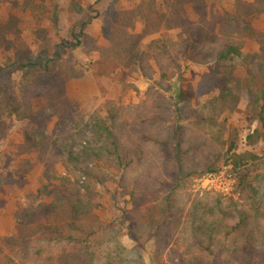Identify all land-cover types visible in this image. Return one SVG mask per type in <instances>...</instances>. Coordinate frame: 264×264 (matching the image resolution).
<instances>
[{
    "label": "trees",
    "instance_id": "1",
    "mask_svg": "<svg viewBox=\"0 0 264 264\" xmlns=\"http://www.w3.org/2000/svg\"><path fill=\"white\" fill-rule=\"evenodd\" d=\"M146 4L156 16L142 10L152 32H158L162 23L180 31L177 41L156 38L134 50L133 71L149 86L136 106L110 103L103 108L104 117L94 112L86 119L83 109L66 97V79L48 81L52 75L48 66L38 77L27 72L38 63L26 64L27 71L17 82L0 65V140L16 122L31 124L25 141L29 151L38 152L43 181L39 195L49 199L48 205L19 213L18 234L0 240V260L6 264H144L150 241L155 242V259L169 250L177 260L173 264H264V155L239 153L241 130L231 135L220 122L239 103L240 87L236 93L233 86L237 65L256 66L247 80L249 110L250 120L261 128L247 139L264 142V46L261 57H248L241 42L254 35L253 19L264 15V0L252 4L235 0L237 11H223L222 25H212L210 36H202L201 23H187L172 14L166 19L154 2ZM168 4L167 10L174 11ZM69 11L84 10L72 0ZM113 14L116 23L125 19L123 13ZM82 37L83 30L72 48L82 45ZM109 37L114 41L111 33ZM0 40L7 43L3 34ZM114 46L127 52L121 42ZM181 59L209 68L199 93L207 96L205 106L188 126L179 116L184 98L179 78L171 80L168 74L179 68ZM42 99L46 105L35 107ZM51 123L54 139L47 134ZM78 146L83 147L75 151ZM199 153L209 160L201 171L188 167L189 157ZM222 165L231 166L236 176L232 197L207 194L193 202L188 199L189 203L177 199L193 177L216 174ZM258 169L262 173L256 175ZM80 171L87 183L81 184ZM28 173L25 170L23 176ZM92 180L103 187L113 182L118 194L128 195L132 209L123 208L121 221L102 222L93 214ZM10 181L0 178V193ZM124 229L134 242L131 249L123 244Z\"/></svg>",
    "mask_w": 264,
    "mask_h": 264
},
{
    "label": "rangeland",
    "instance_id": "2",
    "mask_svg": "<svg viewBox=\"0 0 264 264\" xmlns=\"http://www.w3.org/2000/svg\"><path fill=\"white\" fill-rule=\"evenodd\" d=\"M72 0H2L0 6V37L3 34L7 43L0 40V65L6 69L8 78L17 82L25 75V65L38 63L37 68H31L34 76H41V70L46 66L50 68L51 77L49 80L61 82L66 79L64 90L66 97L74 105L83 109L86 119L94 112L105 116V108L111 104L124 107L136 106L144 99V94L149 88L138 73L133 71L134 50L141 45L147 46L153 39H171L177 41L180 29L170 25H158V32H152L153 25H148L142 17L144 9L153 19L156 17L147 11L146 3L154 2L160 14L174 17L189 22L201 23L205 32L202 36L212 35V25H222L223 11L234 13L237 11L235 0H179L178 3H169V0H75L83 8L82 13L70 12L69 7ZM247 3H254L256 0H242ZM164 4V5H161ZM169 8L174 11L167 10ZM123 13L125 19L116 23L113 21L114 14ZM114 17V18H113ZM151 19V18H150ZM175 24V23H173ZM172 24V25H173ZM254 35L243 38L242 52L245 56L261 57V48L264 46V15L253 19ZM173 28V29H170ZM83 30L84 37L81 38L82 45L72 48L77 44L76 39ZM112 30V32H109ZM218 31V29H216ZM111 33L114 41L109 37ZM215 33V32H214ZM219 35V32H217ZM187 36V35H186ZM123 43L127 52L114 46L115 43ZM191 52V50H190ZM257 63L261 61L258 59ZM151 64H153L151 62ZM155 66V65H154ZM179 68L169 71L171 80L179 78V86L184 92L179 107L182 109L179 116L181 124L188 126L195 122L194 113L200 112L205 106L207 96L200 95L205 80L209 74L208 65L193 63L181 59ZM251 67L237 65L234 72L235 82L233 83L239 103L231 110H227L221 118L228 130L233 135L235 129H240L238 141V152H252L259 156L264 155V142L262 139L249 142L247 136L261 125L251 121L252 113L249 110V93L247 80ZM256 66L254 67V69ZM252 69V70H254ZM44 82V81H43ZM45 83V82H44ZM139 92V93H138ZM46 101L42 99L35 103V107H44ZM15 122V121H13ZM51 123L47 134L52 135ZM33 127L29 122H16L10 127L5 139L0 140V178L10 179L4 191L0 193V240L11 238L18 234L17 217L39 209L42 205H48L49 199L39 195L42 190V166L39 164L38 152L27 149L25 137L27 132H32ZM56 136H61L60 134ZM83 146H78L80 149ZM208 161L201 153L192 155L188 159V167L198 171L203 170ZM91 168V165L89 166ZM29 170L28 175L23 172ZM256 171V175L261 174ZM65 175V173H62ZM224 174L230 177L232 184L228 192L224 185V179L213 183L201 180L211 174L195 176L187 190H181L177 199L183 203L193 202L205 195H220L232 197L236 186V176L232 173V167L222 165L221 170L212 174L220 176ZM81 184L86 180L83 171L79 172ZM94 190L93 214L102 222H119L122 219L123 208L132 209L128 195L117 193L116 184L107 183L104 187L96 181H91ZM162 195L161 189L155 190ZM116 196V199L114 198ZM129 225L125 220L123 227ZM123 230V244L131 249L134 246L133 240ZM1 246V243H0ZM155 242L150 241L143 254L144 264H173V256L169 250L162 255L160 260L155 259ZM0 264H6L0 260Z\"/></svg>",
    "mask_w": 264,
    "mask_h": 264
},
{
    "label": "built area",
    "instance_id": "3",
    "mask_svg": "<svg viewBox=\"0 0 264 264\" xmlns=\"http://www.w3.org/2000/svg\"><path fill=\"white\" fill-rule=\"evenodd\" d=\"M230 179H231L230 177L226 178V176L224 174H221L220 176H214V175L211 174V175H208V176L204 177L201 180V182L203 183L204 181H207V182L213 183L215 181H219V180L221 181V180H223L225 187H227V189L225 191L228 192L229 189H230L229 187L232 184V182L230 181Z\"/></svg>",
    "mask_w": 264,
    "mask_h": 264
}]
</instances>
